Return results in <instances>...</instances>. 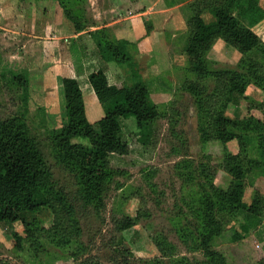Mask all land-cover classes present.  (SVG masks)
I'll list each match as a JSON object with an SVG mask.
<instances>
[{
    "label": "rangeland",
    "instance_id": "374dc122",
    "mask_svg": "<svg viewBox=\"0 0 264 264\" xmlns=\"http://www.w3.org/2000/svg\"><path fill=\"white\" fill-rule=\"evenodd\" d=\"M39 1L0 0V71L24 74L29 81L28 101L24 104L21 89L0 76V119L24 115L44 156L51 187L67 201L62 210L63 229L56 236L75 226L78 234L68 244L57 245L52 240L54 234L47 231L53 223V212L43 207L27 216L31 238L20 222L0 224V264H147L154 259L168 263L181 257L203 261V253L197 250V238L204 225L203 197L210 194V185L227 189L231 177L219 166L222 145L203 139V113L188 88L198 83L209 93L215 90L214 78L198 79L185 53L188 18L192 14L189 5L195 0H63L84 26L82 33L103 28L107 29L104 38L128 40L150 100L159 111V117L144 132L137 129L134 117L121 120L122 136L130 150L126 155L109 156L110 167L118 173L107 184L101 210L83 201L76 173L61 163L52 142L53 132L66 122L63 96L55 82L56 70L52 71V66L60 63L56 61L55 45L69 48L73 72L75 59L81 58L83 73L77 76L88 119L96 117V109L101 115L103 110L88 94L92 88L87 75L102 68L111 83L122 87L129 82L128 69L103 61L89 32L83 36L92 38L93 43L88 41L93 48L83 42V36L77 37V32L68 35L69 21L57 0H43L40 5ZM201 16L211 21L208 12ZM250 28L262 41L258 49L243 56L218 39L205 57L212 71L247 74V62L258 64L256 73L248 74L245 94L233 95L226 112L232 117H253L264 122V20ZM263 134H246L242 156L246 164L253 162L247 164L244 181L243 199L247 204L256 192L264 199ZM226 146L238 153L236 141ZM66 210H71L70 214ZM216 210L225 211L223 207ZM136 213L140 219L133 227L117 230V219ZM241 223L242 215L225 216V231L214 238L213 248L226 257L228 264L264 261V211L258 227L241 240L231 241L230 231H240ZM15 233L21 237V248L15 244ZM159 237L173 245L170 256H163L155 245Z\"/></svg>",
    "mask_w": 264,
    "mask_h": 264
},
{
    "label": "trees",
    "instance_id": "16d2710c",
    "mask_svg": "<svg viewBox=\"0 0 264 264\" xmlns=\"http://www.w3.org/2000/svg\"><path fill=\"white\" fill-rule=\"evenodd\" d=\"M57 1L75 32L83 31L84 26L80 25L64 1ZM189 7L192 14L188 18L189 37L185 53L189 58L190 69L200 80L213 77L215 90L209 93L198 83L188 88L196 96L203 113V139L222 145L219 166L230 175L231 182L227 189L210 185V194L203 197L204 225L197 238V250L203 253V261L193 262L181 257L168 263L154 259L147 264H228L226 257L212 246L214 238L225 231V216L231 213L242 215L240 231H230L231 241H238L261 224L264 211V199L259 192L255 193L248 204L243 199L247 164L253 162L246 164L242 156L246 149L247 132L264 131V122L253 117H232L226 112L233 95L245 94L249 83L248 74L254 75L258 64L247 62V74L236 70L212 71L205 57L218 39L243 56L258 49L262 41L250 27L264 20V9L258 0H195ZM202 12H208L211 21L207 22L201 16ZM105 30L102 28L89 34L103 61L127 67L128 84L118 87L110 82L108 73L102 68L92 70L87 79L101 105L103 116L90 122L77 78L63 77L61 85L66 122L52 134V142L59 151L61 163L76 173L83 201L100 210L107 184L118 173L110 167L109 156L126 155L130 150L127 139L122 136L121 120L134 117L137 129L144 132L159 117L158 108L151 102L148 87L130 52V43L126 39L113 41L104 38ZM80 60V57L75 59L77 75L83 73ZM0 76L21 89L26 104L29 96L27 76L1 71ZM261 140L264 142V134ZM229 141L237 142L238 153H232L227 148L226 143ZM50 177L44 156L30 134L24 115L0 119V224L20 222L26 235L29 233L31 238V225L27 216L48 207L54 216L47 231L51 230L54 234L52 240L57 245H66L78 234V229L72 226L70 231L65 230V234L56 236L63 229L62 210L66 208L67 201L51 187ZM218 207H223L225 211H217ZM66 212L70 214L71 210ZM139 219V213L134 216L125 215L116 220L115 226L117 230L123 231L133 227ZM14 238L17 248H21V237L15 233ZM154 243L165 257L170 256L174 250L165 237L156 238ZM258 261V264L260 261L264 264L262 259Z\"/></svg>",
    "mask_w": 264,
    "mask_h": 264
},
{
    "label": "crops",
    "instance_id": "0c3cea01",
    "mask_svg": "<svg viewBox=\"0 0 264 264\" xmlns=\"http://www.w3.org/2000/svg\"><path fill=\"white\" fill-rule=\"evenodd\" d=\"M42 2H43V0H40L39 2H38V4L40 5V4H42ZM44 2H46L45 0H44ZM258 2H259V5L264 9V0H258ZM59 5V4H58ZM66 19V18H65ZM67 23V22H66ZM67 31L69 32L68 33V35L70 34V36H71V33H73L74 34V30H73V28L71 27V25L69 24V23H67ZM89 32V31H88ZM88 32H85V33H88ZM85 33H82V32H78L77 34V37L78 36H83V34H85ZM87 37L88 38H86V36H83V42L89 47H92L90 44H89V41L90 42H92L93 43V41H92V38L90 37V36H88L87 35ZM89 40V41H88ZM68 46V45H67ZM55 47H56V55H57V57H56V61H58V62H60L59 64H56V65H54V66H52V71H54V70H56V71H54V72H56V80H55V82L58 84V88H59V90H60V94H61V96H63V93H62V85H61V79L63 78V77H66V76H70V77H76L77 78V80H78V82H79V78H78V76H77V74L75 73V72H73V70H72V67H71V58H70V56H71V54H70V50H69V48L68 47H64V49H61L60 47H59V45L57 44V45H55ZM68 48V49H67ZM93 48V47H92ZM91 48V49H92ZM83 93V92H82ZM88 94H89V96H94L93 98H96V96H95V94H94V92H93V90L92 91H90L89 90V92H88ZM62 98V97H61ZM83 99H84V95H83ZM97 99V98H96ZM96 99H94V100H96ZM98 101V100H97ZM95 103H96V101H95ZM84 104H85V112H86V100L84 99ZM97 104V103H96ZM98 105V104H97ZM100 110V109H99ZM103 115H101V110L100 111H98L97 109H96V117H94V118H92V119H88L90 122H92L93 120H98L99 118H101Z\"/></svg>",
    "mask_w": 264,
    "mask_h": 264
}]
</instances>
